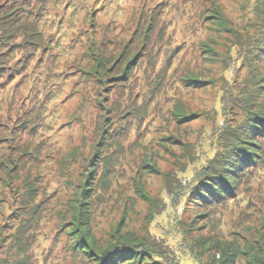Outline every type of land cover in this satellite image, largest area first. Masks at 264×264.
<instances>
[{
	"label": "rangeland",
	"instance_id": "374dc122",
	"mask_svg": "<svg viewBox=\"0 0 264 264\" xmlns=\"http://www.w3.org/2000/svg\"><path fill=\"white\" fill-rule=\"evenodd\" d=\"M41 1L30 19L17 0L22 17L0 48V260L94 264L70 250L75 215L95 244L117 228L146 239L155 264H216V242L246 251L236 264L253 251L262 261V159L233 198L189 197L225 127L249 100L264 104L254 84L264 60L247 53L260 52L264 0ZM13 4L0 0V33Z\"/></svg>",
	"mask_w": 264,
	"mask_h": 264
},
{
	"label": "trees",
	"instance_id": "16d2710c",
	"mask_svg": "<svg viewBox=\"0 0 264 264\" xmlns=\"http://www.w3.org/2000/svg\"><path fill=\"white\" fill-rule=\"evenodd\" d=\"M18 1L25 7L28 6L27 10L30 11V14L28 15L30 19L35 18L32 15L39 14L40 6H42L41 0H35V4L32 3V0ZM16 3L17 0H14L12 6L13 11L10 9L11 12L5 15L6 17L12 18H8L10 25L6 24V22H1L2 30L4 29L5 32L0 33V48L7 43L10 38H13L12 35L14 34L15 29L12 27V23L14 25L17 24L18 20L22 17L24 9L20 4ZM71 6L72 7L69 6L70 10L72 9V11L69 12L71 17H64V23H68L72 18L74 12L73 9H76V5ZM8 7L10 6H6V8ZM34 7L36 9H34ZM257 12L258 19L262 24L261 33L253 40L255 41L253 48L254 50L258 48L260 52H255L254 54L252 51L247 52L249 56H251V64L252 61L257 60L258 62L261 59L264 60V7L263 9H258ZM1 15L0 12V18L2 17ZM62 17L63 16L61 15L59 19ZM28 25L29 22L26 20L24 27L27 30H29ZM36 34L40 33H32L33 36H36ZM5 54V52L0 51V69H2V65L5 61ZM256 57H258V59ZM130 61L131 60H129V63L126 66L127 68L122 74L123 77L124 73L129 69L128 67H130V64L134 63V60H132V62ZM186 82L193 85L197 84L198 80L192 77L188 78ZM255 83L258 84V93L264 94V75L260 74L259 79L254 82V84ZM54 98L55 96L50 98L48 102L52 103ZM247 103L249 105L243 108V112L247 114L244 119L238 124H235L232 128L225 127L220 135V139H222V150L217 156L209 158L207 165L198 174L199 176L197 178L196 186L190 191L189 199H191V202L204 206L212 205L214 203L217 205L222 200L233 198L234 191L241 183L242 178L249 174L252 175L253 170L257 171L255 168L251 169L252 167H256L254 162L262 159L260 167L264 165V148L260 141V138L264 135V104L259 103L260 105L258 106L254 100H249ZM246 156H248L247 158L250 160V163H245L242 160L243 157ZM259 175L261 176L262 174ZM90 186L91 188H86L84 186V188L81 189V197L84 199L82 210L83 214L86 213V220L89 221L90 212L87 211L88 208H86L85 205H88L91 202L90 191L93 190L94 182H90ZM26 221L25 223H27ZM71 222L73 223V226L70 227V233L73 235L71 238L74 240V243L71 245L73 248L69 246L70 250L75 255L82 254L88 262L94 264H155L157 262V260L153 258L154 255H157L156 252L152 250V247L146 241H144L146 240L144 238L139 239L130 234L119 236V229L117 228L116 233L111 236L110 239L98 245L90 238L87 230L83 231L80 228L82 222L83 226L87 228V221L81 222V218L74 215V219H72ZM21 226L28 228V230L32 229L29 224L25 225L23 223ZM28 238L31 239V237ZM212 247L221 252L219 260H215L216 264H236L237 255L240 257L241 253H246V251H239L237 247H235L233 252H229L220 246V242L214 243ZM20 251H24V249ZM253 254V259H249L247 264H264V252L262 253V261L259 260V256L254 251ZM0 264H26V260L25 257H22L19 260L15 258L12 260L3 258L0 260Z\"/></svg>",
	"mask_w": 264,
	"mask_h": 264
}]
</instances>
